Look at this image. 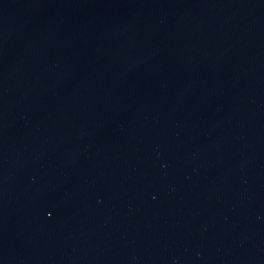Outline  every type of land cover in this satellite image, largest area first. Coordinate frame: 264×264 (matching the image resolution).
Listing matches in <instances>:
<instances>
[{"label": "water", "instance_id": "1", "mask_svg": "<svg viewBox=\"0 0 264 264\" xmlns=\"http://www.w3.org/2000/svg\"><path fill=\"white\" fill-rule=\"evenodd\" d=\"M0 264H264V0H0Z\"/></svg>", "mask_w": 264, "mask_h": 264}]
</instances>
